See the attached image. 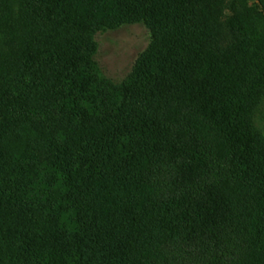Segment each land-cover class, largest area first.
<instances>
[{
	"label": "trees",
	"instance_id": "obj_1",
	"mask_svg": "<svg viewBox=\"0 0 264 264\" xmlns=\"http://www.w3.org/2000/svg\"><path fill=\"white\" fill-rule=\"evenodd\" d=\"M224 3L24 0L4 132L27 137L24 172L43 188L30 202L23 184L20 214L70 264H264V133L251 123L264 35L246 5L224 23ZM133 23L151 42L116 84L96 37Z\"/></svg>",
	"mask_w": 264,
	"mask_h": 264
},
{
	"label": "rangeland",
	"instance_id": "obj_2",
	"mask_svg": "<svg viewBox=\"0 0 264 264\" xmlns=\"http://www.w3.org/2000/svg\"><path fill=\"white\" fill-rule=\"evenodd\" d=\"M235 4L246 5L254 11L256 30L264 35V0H225L223 18H221L223 22L232 15ZM23 15L24 0H0V130L3 132L1 136H4L5 144H11L10 154H7L5 158L9 166H3L0 163V259L4 264H70V260L59 256L44 241L35 219L30 220V217L29 220H24L21 216L19 207L22 199L17 193L23 191V184L29 185V194L26 199L30 202L33 198L35 202L42 200L43 188H39L41 179L37 184L30 183L34 181L32 178L35 177V173L31 174L34 177H30L29 172L28 174L24 172L21 156L26 148L27 137L21 134L17 138L16 129L9 133L4 132L7 127L6 120L9 118V110L6 108L8 98L6 89L10 84L15 85L12 76L8 78L9 67L13 63L15 69L17 68L19 63L17 58L26 36ZM96 41L98 43L96 61L102 73L114 83L120 84L128 78L138 59L148 49L151 32L143 23L126 24L117 29L99 33ZM18 75L13 77L17 78ZM260 92L254 100L251 123L254 130L262 134L264 133V85ZM13 132H15L14 135ZM0 145L2 148L3 139ZM5 176L10 180L11 191H14L12 193L3 190V187L7 185L3 179ZM15 192L16 195H13ZM45 193L47 195L48 191L45 190ZM64 220L66 221V217Z\"/></svg>",
	"mask_w": 264,
	"mask_h": 264
}]
</instances>
